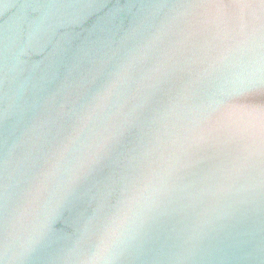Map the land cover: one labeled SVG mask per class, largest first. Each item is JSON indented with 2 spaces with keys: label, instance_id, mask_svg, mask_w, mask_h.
Masks as SVG:
<instances>
[{
  "label": "water",
  "instance_id": "water-1",
  "mask_svg": "<svg viewBox=\"0 0 264 264\" xmlns=\"http://www.w3.org/2000/svg\"><path fill=\"white\" fill-rule=\"evenodd\" d=\"M0 264H264V0H0Z\"/></svg>",
  "mask_w": 264,
  "mask_h": 264
}]
</instances>
